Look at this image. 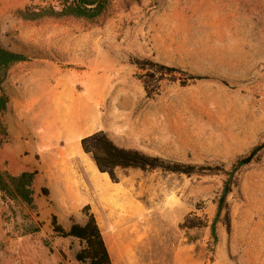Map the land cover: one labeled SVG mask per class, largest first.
Wrapping results in <instances>:
<instances>
[{"label":"rangeland","instance_id":"374dc122","mask_svg":"<svg viewBox=\"0 0 264 264\" xmlns=\"http://www.w3.org/2000/svg\"><path fill=\"white\" fill-rule=\"evenodd\" d=\"M63 1L0 0V48L29 59L4 83L0 172L37 169V140L11 120L23 80L45 70L79 89L92 81L102 109L139 117L148 130L142 153L203 169L191 177L143 173L146 221L157 222V237L145 242L141 264H175L174 253L184 250L201 264H264V151L253 164H236L264 141V0H107L93 21L20 19ZM232 172L213 243L210 225ZM33 191V210L0 195V264H78L83 244L52 232L41 206L46 191L38 182ZM172 221L187 228L170 233L162 222Z\"/></svg>","mask_w":264,"mask_h":264},{"label":"crops","instance_id":"0c3cea01","mask_svg":"<svg viewBox=\"0 0 264 264\" xmlns=\"http://www.w3.org/2000/svg\"><path fill=\"white\" fill-rule=\"evenodd\" d=\"M45 73L36 70L23 80L18 92L20 107L11 119L37 140L33 186L38 182L46 191L41 204L48 206L45 220L55 216L58 221L83 225L82 209L87 207L111 263L141 264L145 242H155L157 237V222L146 221L150 212L145 205L143 172L118 168L113 183L82 151L80 141L102 131L116 146L140 151L148 130L142 128L139 117L102 109L105 100L95 95L92 81L79 89L76 82L72 86L61 75L52 80ZM162 223L170 233L182 224ZM173 259L175 264H201L198 256L187 250L175 252Z\"/></svg>","mask_w":264,"mask_h":264},{"label":"trees","instance_id":"16d2710c","mask_svg":"<svg viewBox=\"0 0 264 264\" xmlns=\"http://www.w3.org/2000/svg\"><path fill=\"white\" fill-rule=\"evenodd\" d=\"M107 6V0H64L59 10L54 8L42 9L37 12L26 10L20 13L23 22H39L42 20H86L93 21L100 17ZM29 62V59L18 53H14L0 48V145L7 138V129L3 122V117L7 113L9 96L5 92L4 83L9 72L17 65ZM164 75H173L176 70L173 68L161 67ZM193 80H207L205 77H193ZM82 151L89 155L97 170L106 174L109 179L116 183V169H136L143 173L160 171L164 174H175L191 177L199 174L203 169L199 166L184 165L180 163L168 162L158 157L146 155L134 149H126L116 146L108 136L99 131L80 141ZM264 151V141L254 147L248 155L239 159L237 168L246 167L258 161ZM234 172L228 175L222 193L216 203L214 219L210 225V239L217 242L216 225L226 208V199L232 192L234 183ZM37 172H22L16 176L6 172H0V195L9 200L24 204L29 209H35L33 183ZM86 218L83 225L73 224L68 230H64L57 225L55 216H51L52 232L60 238H73L83 244L82 249L76 254L75 259L78 264H112L110 257L102 240L96 222L89 213L87 207L82 209ZM228 220V215L226 214ZM228 223V222H227ZM182 228H187L182 224ZM228 227V226H227ZM36 232V230H34Z\"/></svg>","mask_w":264,"mask_h":264},{"label":"bare ground","instance_id":"6f19581e","mask_svg":"<svg viewBox=\"0 0 264 264\" xmlns=\"http://www.w3.org/2000/svg\"><path fill=\"white\" fill-rule=\"evenodd\" d=\"M256 230V229H255ZM254 234V233H253ZM260 234V233H259ZM255 236V235H254ZM147 240V239H146ZM149 241V240H148ZM151 241V240H150ZM118 249V248H117ZM116 249V250H117ZM262 249V248H261ZM261 249H260V251H261ZM146 251V250H145ZM153 251V250H152ZM259 253V252H258ZM119 256H121L120 254H118ZM260 255V254H259ZM143 256V255H142ZM119 258H121V257H119ZM155 258V257H154ZM260 258V257H259ZM143 259V258H142ZM142 259H141V261H142ZM138 261V260H137ZM154 264V263H153ZM164 264V263H163Z\"/></svg>","mask_w":264,"mask_h":264}]
</instances>
